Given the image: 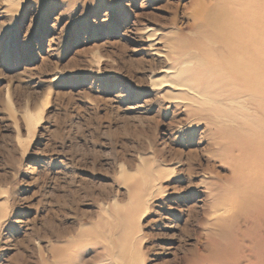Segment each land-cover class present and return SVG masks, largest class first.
<instances>
[{
  "label": "rangeland",
  "instance_id": "obj_1",
  "mask_svg": "<svg viewBox=\"0 0 264 264\" xmlns=\"http://www.w3.org/2000/svg\"><path fill=\"white\" fill-rule=\"evenodd\" d=\"M196 2L210 4L0 0V264L48 263L64 242L72 263L109 264L100 242L77 243L107 220L133 231L138 264H218L201 182L231 176L227 117L188 119L145 35H193Z\"/></svg>",
  "mask_w": 264,
  "mask_h": 264
},
{
  "label": "bare ground",
  "instance_id": "obj_2",
  "mask_svg": "<svg viewBox=\"0 0 264 264\" xmlns=\"http://www.w3.org/2000/svg\"><path fill=\"white\" fill-rule=\"evenodd\" d=\"M194 10L193 35L164 45L148 30L146 41L160 48L153 49L157 57L171 63L162 72L167 79L162 83L185 100L188 119L210 123L209 117H227V127L219 124L216 130L228 145L219 154L231 176L219 185L201 182L208 185L205 197L209 191L212 199L208 262L264 264V0H210L208 6L196 2ZM251 104L263 111L245 129L244 110ZM143 174L149 176L147 170ZM133 199L137 205L144 196ZM108 224L100 221L107 231H85L77 243L100 242L109 264H138L133 231H124L119 239ZM72 246L64 242L42 264H76Z\"/></svg>",
  "mask_w": 264,
  "mask_h": 264
}]
</instances>
